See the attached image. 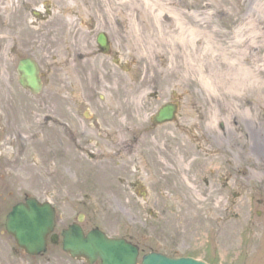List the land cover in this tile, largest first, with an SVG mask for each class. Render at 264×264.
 Returning a JSON list of instances; mask_svg holds the SVG:
<instances>
[{
    "label": "flooded vegetation",
    "instance_id": "af4514ba",
    "mask_svg": "<svg viewBox=\"0 0 264 264\" xmlns=\"http://www.w3.org/2000/svg\"><path fill=\"white\" fill-rule=\"evenodd\" d=\"M120 1H108V18L104 6L98 3L96 17L93 13L91 20H75L74 26L67 21L71 12L64 3L55 4L52 0L43 6L38 4L36 21H33L36 35L26 37L17 31L19 14L14 9L9 10L8 4L7 7L0 4V205L12 204V210L14 205L35 196L23 189L25 181L34 178L33 175L25 176V172H36L37 152L40 164L51 168L53 191L49 199L35 197L41 203H50L56 213L54 230L48 238V251L39 256L27 254L17 244L6 226L10 210L4 213L3 227L0 224V264H51L53 258L63 264H89L65 251L63 233L74 225L85 234L100 229L111 237L124 239L138 246L140 253L170 254L168 251L178 250L169 240L170 215L185 208L184 185H193L191 180L198 185V135L195 133L198 126L193 123L194 118L198 119V107L193 102L198 104V100L185 105V99L177 95L180 85L163 83L162 76L148 77L150 83L146 84L142 81L148 73H142L135 80L139 83L131 85L135 91H145L138 95L140 99L136 100L137 95H134L129 101L123 95L120 103L121 97L109 89L114 85L92 79L97 73L95 61H100L106 70V64L99 56L111 58L121 69H125L121 60L123 55L132 53L131 60L138 56L129 26L116 17L120 10L125 13L119 7ZM78 16L73 14L75 19ZM46 22L50 25L49 35L41 29L42 23ZM79 22L82 25H78ZM114 23L115 29L125 33L123 40L115 42L119 35L113 27L109 28ZM46 36L51 45L57 44L51 47L53 62L47 68L42 67L36 57L41 50L39 44ZM88 38L90 43L94 40V48L89 47ZM24 42L36 43V48H31L33 53L24 52ZM62 44H66L72 61L85 63V71L80 68L81 72L77 74L82 82L78 84L81 86L79 94L61 66L60 57L68 58L62 52L63 46H59ZM24 58H33L39 63L43 80L39 94L20 83L18 67ZM137 65V70H144L138 69L144 67L141 63ZM143 65L148 68V64ZM114 69L106 75H115ZM47 81L53 89L50 99L46 94L44 96L45 111L37 113L36 119H40L37 123L36 119L25 122L24 92L32 96L46 93ZM169 106H172L168 111L173 112L172 120H158L163 109ZM41 119L45 123L40 124ZM121 121L129 123L131 129L140 122H144L145 127L140 132L122 131ZM88 203L116 205L119 232L112 234L100 223L94 225L80 211L69 214L72 204ZM134 204L146 205L147 218H135L131 206ZM152 212L158 213L157 216L151 217ZM49 252L50 260H36Z\"/></svg>",
    "mask_w": 264,
    "mask_h": 264
},
{
    "label": "rangeland",
    "instance_id": "374dc122",
    "mask_svg": "<svg viewBox=\"0 0 264 264\" xmlns=\"http://www.w3.org/2000/svg\"><path fill=\"white\" fill-rule=\"evenodd\" d=\"M50 1L52 0H0V4L3 7H7L8 4L9 10L14 9L19 14L17 31L26 37L36 35V23H33L36 21V5L43 6ZM87 1L89 0L80 1L81 10H89L95 13L96 17L98 2L93 0L92 6ZM177 1L187 8H192L198 2V0ZM225 2L226 6H222V9L217 7L213 17V21L216 22L220 30L230 28L228 25L230 18L219 17L221 11L226 13L238 11L239 16L243 12L249 15L254 13L255 8L258 9L264 4V0H237V3L230 0ZM141 6L140 0H133L127 4H122L120 1L119 7H122L127 13L128 9L136 8L138 10L142 8ZM76 18L79 21L81 17L79 15ZM149 19L153 21V18L149 17ZM78 25L82 24L79 22ZM41 27L47 32V35L51 34L49 23H42ZM111 27L115 29L117 26L114 23L110 24L109 28ZM64 28L66 29V26ZM115 30L119 35L115 42L123 40L125 33L122 30ZM9 32L14 31L9 30ZM88 41L89 38L87 43L90 48H94V40L91 43ZM54 45L57 44L51 45L48 36L40 42L41 50L38 56L34 55L42 67L47 68L53 62L50 50ZM22 46L25 53H33L32 50L36 48V43L24 42ZM59 46H63L62 52L68 57L66 44ZM60 58L63 65L58 62L57 64L63 66L64 72L70 76L72 83L75 84L74 89L79 94L81 86L78 87V84L80 85L82 82L77 74L81 72L80 68H85L84 61L73 60L77 63L75 65L69 57L65 59L62 55ZM130 58H133V54L130 52L121 58L124 62L122 67L125 69L116 67L110 60L111 58L103 56H99V59L105 62L106 70L102 68L100 61L94 62L97 73H94L96 77L92 79L95 82H97L96 79H102L104 85H114L109 89L121 97L120 103L123 95H126L129 101L134 95H137L136 100L140 99L138 95L145 91H135L131 85L139 83L135 80L142 73H148L146 79L162 76L163 83L177 84L178 76L168 74L160 59L149 63L148 68L142 64L144 67L138 69L144 70H137L136 67L139 65L135 64L136 59L131 60ZM112 68H115L116 74L106 75L107 71L110 72ZM136 72L140 73L135 76ZM146 79L142 82L150 83ZM52 89L50 85L48 86L47 81L46 93L32 96L30 93L24 92L25 122L35 120L37 113L45 111L44 96L46 94V98L50 99ZM166 93L171 94L169 91ZM262 93L264 95V89ZM177 95L185 99L183 102L185 105L198 100V104L193 102L198 107V119L194 118L193 123L198 126L195 133L198 135L199 169L198 185L192 180L193 185L188 183L184 185V193L187 197L184 210L176 211L170 215L169 240H172L178 250L168 252L175 256L198 255L200 258L210 259L215 264H264V100L260 101L262 103L257 101L259 93H247L241 97H235L229 89L206 90L199 81L198 85L181 87ZM38 120L40 119H36V123ZM43 123L45 120L41 119L40 124ZM120 125L122 131L131 132H140L145 127L144 122L135 124L133 129L129 128V123L123 121L120 122ZM222 125L224 129H221ZM36 144H38L37 141ZM184 173L187 176V172ZM30 175H33L34 178L25 181L23 191L40 199H49L53 191V187L50 186L51 168L40 164L37 152L36 172H25V176ZM11 206L12 204L0 205V211H3L0 215L2 227L4 213H7ZM72 206L68 210L69 214L80 211L94 225L100 223L112 234L119 232L115 213L116 205L88 203L84 205L72 204ZM131 206L135 218H147L145 204ZM150 214L151 217H155L158 213ZM25 259L29 260L26 256ZM36 260L39 262L50 260V252ZM52 261L51 264H63L62 261L54 260V258Z\"/></svg>",
    "mask_w": 264,
    "mask_h": 264
},
{
    "label": "bare ground",
    "instance_id": "6f19581e",
    "mask_svg": "<svg viewBox=\"0 0 264 264\" xmlns=\"http://www.w3.org/2000/svg\"><path fill=\"white\" fill-rule=\"evenodd\" d=\"M80 1L55 0V4L62 2L71 12L67 21L73 26L76 24L73 14L80 15L79 20L94 18L93 12L81 10ZM95 1L104 6L108 18L109 0ZM225 1L230 0H198L187 8L177 0H140L142 8H132L129 13L120 10L116 17L129 26L135 39L136 64H149L160 56L167 73L178 76L177 84L181 87L195 86L199 81L206 90L229 89L235 97L259 93L257 101L262 103L264 4L249 15L221 11L219 17L230 18V28L220 30L213 17L217 7L226 6Z\"/></svg>",
    "mask_w": 264,
    "mask_h": 264
},
{
    "label": "water",
    "instance_id": "95a60500",
    "mask_svg": "<svg viewBox=\"0 0 264 264\" xmlns=\"http://www.w3.org/2000/svg\"><path fill=\"white\" fill-rule=\"evenodd\" d=\"M103 45V41L100 39ZM21 83L34 92L41 90L37 64L26 59L20 63ZM169 109L165 108L162 116L170 117ZM55 222V212L50 204H41L36 199H27L25 203L15 206L8 217L7 228L15 235L18 243L30 254L46 251L48 234ZM65 248L73 256H84L91 263L100 260V264H137L138 248L124 240L112 239L99 230L87 236L79 229L72 227L64 232ZM142 264H206L190 258L172 259L162 254L145 255Z\"/></svg>",
    "mask_w": 264,
    "mask_h": 264
}]
</instances>
